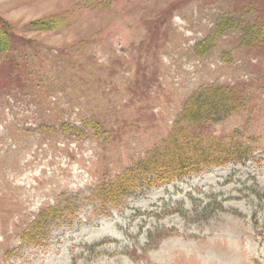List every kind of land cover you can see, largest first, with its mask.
<instances>
[{
	"label": "rangeland",
	"instance_id": "obj_1",
	"mask_svg": "<svg viewBox=\"0 0 264 264\" xmlns=\"http://www.w3.org/2000/svg\"><path fill=\"white\" fill-rule=\"evenodd\" d=\"M0 19V264H264V0H0ZM212 85L243 106L201 131L248 158L108 201Z\"/></svg>",
	"mask_w": 264,
	"mask_h": 264
},
{
	"label": "trees",
	"instance_id": "obj_2",
	"mask_svg": "<svg viewBox=\"0 0 264 264\" xmlns=\"http://www.w3.org/2000/svg\"><path fill=\"white\" fill-rule=\"evenodd\" d=\"M229 22L230 26H227ZM233 26L236 25L232 21L228 20L223 24L221 22L217 33L221 34L224 29ZM10 37V30L0 19V53L8 51ZM242 104L241 95L234 87L226 85H212L195 95L181 115L180 123L184 121L185 125L177 124L175 131L167 139L154 146L139 162L136 173L133 171L132 176L129 173L119 177L113 186H107L104 190L107 200L114 202L122 196L124 190L134 189L136 183L146 182L147 178L154 180L151 185L158 181L169 182L190 173H200L207 168L226 165L231 161L246 160L249 155L247 147L237 146L236 143L228 146L214 145L209 142V139L213 140L210 135L201 131L203 126L236 112ZM43 225V222L35 221L30 228L32 235L35 233L34 236H37Z\"/></svg>",
	"mask_w": 264,
	"mask_h": 264
},
{
	"label": "bare ground",
	"instance_id": "obj_3",
	"mask_svg": "<svg viewBox=\"0 0 264 264\" xmlns=\"http://www.w3.org/2000/svg\"><path fill=\"white\" fill-rule=\"evenodd\" d=\"M66 211V210H65ZM35 245V244H34Z\"/></svg>",
	"mask_w": 264,
	"mask_h": 264
}]
</instances>
